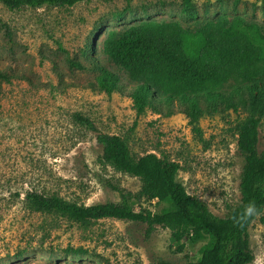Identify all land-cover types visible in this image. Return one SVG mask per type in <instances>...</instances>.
<instances>
[{
    "label": "rangeland",
    "instance_id": "rangeland-1",
    "mask_svg": "<svg viewBox=\"0 0 264 264\" xmlns=\"http://www.w3.org/2000/svg\"><path fill=\"white\" fill-rule=\"evenodd\" d=\"M191 2L195 18L183 11V0H83L19 9L0 3V264L199 260L206 240L177 243L167 227L157 225L147 235L145 223L117 218L83 227L56 212L32 209L24 197L36 190L84 205L125 200L134 210L168 207L139 197V178L102 160L95 132L72 118L79 112L98 129L120 135L134 158L152 152L178 162V180L213 214L223 217L239 203L244 158L237 137L248 113L242 108L211 111L206 100H200L203 112L197 118L179 103L137 112L128 94L136 82L103 51L110 32L118 36L145 21H175L195 31L207 21L238 15L264 31V0ZM104 69L123 89L100 88L97 77ZM259 133L261 150L264 116ZM248 235L254 255L248 264H264V225L254 220Z\"/></svg>",
    "mask_w": 264,
    "mask_h": 264
},
{
    "label": "trees",
    "instance_id": "trees-1",
    "mask_svg": "<svg viewBox=\"0 0 264 264\" xmlns=\"http://www.w3.org/2000/svg\"><path fill=\"white\" fill-rule=\"evenodd\" d=\"M81 1L0 0V3L19 9L72 6ZM183 2V11L195 18L197 11L191 0ZM103 51L120 63L136 82L128 88V94L137 112L146 107L162 110L179 103L185 105L187 114L197 118L203 112L199 102L206 100L212 102L211 111L242 108L248 113L237 137V149L244 158L239 181L240 201L223 217L213 214L178 180V162L152 152L134 158L120 135L104 132L90 117L74 112L72 118L76 123L95 132L96 142L102 147V160L139 178V197L166 202L168 207L159 212L134 210L125 200L84 205L36 190L24 193L27 204L36 211L67 216L83 227L101 218H117L145 223L147 235L157 225L167 227L177 243L206 240L199 260L187 264L250 263L254 255L248 228L256 219L264 225V146L259 150V126L264 116L261 26L238 15L207 21L195 31L175 21H145L129 26L118 36L110 32L104 40ZM97 83L106 91L123 89L108 69L98 75ZM224 87L230 89L224 90ZM170 113L172 109L167 111ZM249 201H255L261 215L241 226L233 218ZM156 264L174 263L161 259Z\"/></svg>",
    "mask_w": 264,
    "mask_h": 264
},
{
    "label": "clouds",
    "instance_id": "clouds-1",
    "mask_svg": "<svg viewBox=\"0 0 264 264\" xmlns=\"http://www.w3.org/2000/svg\"><path fill=\"white\" fill-rule=\"evenodd\" d=\"M261 215L260 210L258 209L255 201H249L246 205L243 206L242 210L236 217L234 221L238 224H243V222L252 219L253 217Z\"/></svg>",
    "mask_w": 264,
    "mask_h": 264
}]
</instances>
